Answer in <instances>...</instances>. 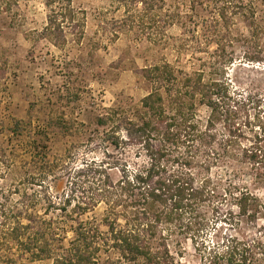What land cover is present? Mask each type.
Wrapping results in <instances>:
<instances>
[{"label": "rangeland", "instance_id": "374dc122", "mask_svg": "<svg viewBox=\"0 0 264 264\" xmlns=\"http://www.w3.org/2000/svg\"><path fill=\"white\" fill-rule=\"evenodd\" d=\"M71 2L84 17L83 35L77 39L79 30L63 23L64 33L58 34L66 39L63 47L44 36L51 14L46 0H24L11 14L0 13V222L9 218L14 223L20 215L26 223L23 217L32 215L37 245L47 240L40 245L43 257L36 260L19 243L1 246L0 238V255L16 264H53L55 257L67 255L78 222H94L103 232L104 216L124 224L117 215L120 207L117 216L111 213L99 180L108 177L115 183L124 165L146 162L142 148L127 142L126 121L143 113L141 101L150 92L162 95L167 112L180 98L187 106L192 88L184 86L185 80L192 82L201 73L202 81L227 88L221 91L224 113L212 148L229 131L239 151L256 147L262 137L256 117H264V32L253 38L244 17L253 16L264 29V0ZM155 66L168 67L174 78L167 82L149 72ZM199 101L196 93L194 114L204 130L210 109ZM111 111L119 114L97 126V117ZM112 126L118 128L116 146L108 141ZM260 166L254 170L241 155L213 163L209 176L217 190L198 210L200 229L157 232L166 238L157 237L153 248L163 250L165 243L167 264H221L215 253L223 255L235 241L252 247L253 264H264ZM229 189L237 194L250 190L262 207L251 211V218L240 215L230 204L234 195ZM98 256L97 264H128L113 250Z\"/></svg>", "mask_w": 264, "mask_h": 264}, {"label": "trees", "instance_id": "16d2710c", "mask_svg": "<svg viewBox=\"0 0 264 264\" xmlns=\"http://www.w3.org/2000/svg\"><path fill=\"white\" fill-rule=\"evenodd\" d=\"M21 1L24 0H0V13L11 14L12 8ZM131 1L134 4L138 3V0ZM45 5L50 7L51 14L47 16L43 33L57 47H63L66 43L65 37L58 36L59 33H64L63 23H70L72 29L79 30L80 35H75L77 39L83 35L81 27L84 17L80 16L81 11L73 8L71 0H46ZM55 6H59L56 11L52 9L56 8ZM13 14L16 15V12ZM244 22L253 30L251 32L253 38L263 35L261 23L256 22L253 16L244 17ZM149 72H154L155 76L160 75L167 82L174 78L168 67L155 66ZM194 76L196 77L192 81L193 86H189L192 83L190 77L186 78L184 83L186 88H192L191 91H187L190 99L187 106H183L180 98V102L175 101V106L172 105L167 112L162 95L152 91L141 101L143 113L135 120L125 119L129 123L127 142L142 148L147 160L134 167L124 165L122 175L115 183L109 181L108 177L99 180L100 186L107 190L109 197L106 204L111 213L116 215L115 211L120 207L121 211L116 213L122 216L124 224L117 225L116 219L110 220L109 216H104L100 222L107 231L103 232L99 224L78 222L72 229L74 237L68 242L67 255L55 257L53 264H97L98 255L103 250L106 252L113 250L128 264H167L170 254L165 243H162L163 250L153 248V241L157 237L160 241H165L166 238L165 234L160 232L158 236L157 232L191 231L192 227L200 229L202 222L198 221L200 214L198 210L212 200L214 197L212 195L217 190L209 176L213 163L221 158L228 159L241 155L248 160L254 170L256 165L264 166V117L259 115L256 117L257 124L262 129L259 134L262 137H257L259 143L256 147L237 150L234 141L236 138H233L229 131L225 140H220L222 148L220 145L212 148L213 143L219 138L215 127L224 113L220 101L221 91H227V88L217 81H202L201 73ZM196 93H200V104L210 109L204 130L200 129L194 114L193 98ZM118 114L117 111H111V114L105 117H97L96 125L104 127ZM117 129L116 126H112L107 134L109 143L115 146L118 144ZM136 156L141 155L138 153ZM229 191L234 195V202L230 204L237 208L240 215L248 214L247 216L251 218L250 212L262 207L257 196L248 189L238 191L239 194L230 189ZM113 197L115 199L109 205ZM82 211L83 214L86 212L84 209ZM19 216L11 223L12 226L9 218L0 222L1 246L10 241L19 243L24 247L23 250L30 253L31 258L40 260L44 251L40 245L42 243L46 246L47 240L37 245L40 239L34 233L36 219L29 215L23 217L27 222L22 223ZM22 237L25 240H22ZM225 248L226 252L223 255L215 253L217 259H223L221 264H253L249 258L252 247L248 243L235 241ZM0 264L16 263L12 257L0 255Z\"/></svg>", "mask_w": 264, "mask_h": 264}]
</instances>
